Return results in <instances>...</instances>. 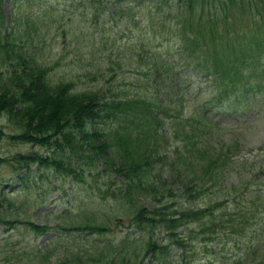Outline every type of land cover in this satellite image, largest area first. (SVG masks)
I'll use <instances>...</instances> for the list:
<instances>
[{"label":"trees","instance_id":"trees-1","mask_svg":"<svg viewBox=\"0 0 264 264\" xmlns=\"http://www.w3.org/2000/svg\"><path fill=\"white\" fill-rule=\"evenodd\" d=\"M2 1L0 115L13 126L11 139L47 147V155L17 152L0 162L20 170L46 165L79 180L80 170L97 176L90 183L97 202L88 196L77 210L54 213L55 225L30 219L20 220L22 225L37 233L53 230L55 239L69 236L61 264H111L121 249L130 257L118 264H172L174 249L186 253L196 244L212 248L211 256L224 264H264V237H245L246 213L238 220L226 217L227 203H242L252 216L264 213V189L253 194L252 173L235 168V152L247 147L244 138L226 139L217 126L219 112L236 114L264 101V0H97L110 17L133 22L139 16L133 12L143 7L152 32L118 43L126 23L112 38L101 28L83 52L85 32L64 20L67 8L45 1L34 13L22 3L9 31ZM95 7L92 18H99ZM73 48L79 65L96 55L100 65H81L74 75L55 71ZM122 57L144 75L135 87L124 79L114 83L105 71ZM187 70L205 84L194 98L185 89L193 76ZM257 148L264 181V141ZM118 218L128 226L115 244L106 235ZM226 226L234 234L226 248L237 251L222 258L216 253L223 249L227 237L220 230ZM36 254L52 256L46 247Z\"/></svg>","mask_w":264,"mask_h":264},{"label":"rangeland","instance_id":"rangeland-1","mask_svg":"<svg viewBox=\"0 0 264 264\" xmlns=\"http://www.w3.org/2000/svg\"><path fill=\"white\" fill-rule=\"evenodd\" d=\"M45 1L50 2L58 10L67 8L68 14L65 15L64 20L70 23L75 21L73 25L79 24L82 27L85 32V37L82 38L80 46L81 52L87 50L90 37L94 33H97V30H101V28L105 32V36L112 38L113 36H120L119 30L126 23L128 25L127 33L126 35L121 33L119 38L122 39H117L119 41L118 43H122L125 37L133 39L144 34L148 35L152 32L149 15L144 14L142 16L144 12L143 7H137L135 9L133 14L136 12L139 16L136 18V22H133L127 17H110V14L105 9V2L99 4L97 0H3L1 9L3 17L8 22L7 24H9V31L15 25V19L18 14L17 6L23 3V8L29 7L26 8L28 12L36 13L40 7L39 5H42ZM78 2H81V5H77L76 7ZM132 2L134 4L135 0H132ZM96 4L102 13L98 16L99 18H92ZM107 6L110 8L109 5ZM86 11L90 13L89 16L84 15ZM160 37L161 33L156 37L157 41L160 40ZM74 50L75 48H73V51L69 49V55L55 71L60 70L61 72H68V74L74 75L77 72H81L83 65H85L83 68L91 67L94 63L98 66L100 65L98 63L99 60H97L98 55L92 59L93 61L86 60L81 63L82 66L79 65V60H76L75 57L76 50ZM105 51L108 52L110 50L105 49ZM55 52V50H51L50 54H54ZM111 57L112 59L117 58L115 55ZM113 63L116 64L114 66L110 64L105 71L109 72V76H115L113 81L116 84L124 79V83L129 84L131 82L134 86L137 84L138 77L141 76L140 79L144 78V75L140 72L141 70L133 64L135 62L130 61L128 57H122L119 61ZM183 73L189 74L190 71L187 70ZM68 74L65 75L69 76ZM189 80L190 82L185 89L193 92L192 95L194 98L198 90L205 89V84H200V81H196L195 75L191 76ZM87 81L90 83L91 80L89 79ZM247 106V108L244 107L242 112H237L236 114L230 111L219 112L217 126L224 133L223 136L226 139L239 134L244 138L247 147L245 146L235 152L237 162L235 168L239 169V171L246 170V176H249V171L252 173V178L250 179L251 184H248V188L253 187L251 192L255 194V189H264V181L260 179L263 171L257 169V164H261L259 160L261 155H259V149L257 147L264 141V101L261 104L259 102L253 103L251 107L250 104H247ZM0 131L6 133V135L4 134L0 138V158H10L17 152L29 153L34 150L38 151L41 155H47V147L33 145L32 143L17 142L11 139L8 135L14 131L13 126L4 115H0ZM168 148H171V142H168ZM44 166L35 163L20 170L12 166V164L0 162V264H61V261L65 259L62 257H65V250L68 249L66 244H70L68 242L70 237L63 234L60 238L57 237L55 239L57 235L53 230L42 232V229V231L37 233L29 227L25 228L20 220L30 219L42 227L43 225H55L57 219L54 213H58L68 207L72 210H77V207L85 204V201H88L91 196L94 198L93 200L98 201L95 195L92 194L93 188L90 186V183L94 182L97 176L91 178V174L86 170L81 171L78 169V171L80 170L83 173L82 176L84 178L79 180V176L69 175L65 177L63 175L64 173L60 174V171H55L52 168H48V166ZM88 192L89 194L87 195ZM152 204V202H148L146 207L150 208ZM87 206L91 207V204L88 203ZM226 207L230 210V215L226 214V217L229 216L231 219L234 218V220H238L240 216L246 213V220L243 221L246 232L245 237L251 235L252 232H258L257 235L264 237V213L252 216L249 211H245L242 203H227ZM127 226V220L121 221L118 218L113 223L112 230L107 233L106 237L113 239V242L116 244L122 235L127 233ZM133 231L134 229H132ZM220 232L224 233L221 238H227L225 239L223 249L216 254L219 255L221 253L220 256L223 258L224 252L231 255L237 250L234 248H226L228 241L234 236L231 227L228 228L226 226ZM231 234H233L232 237H230ZM161 238L162 236H159L158 240ZM230 243L233 245L231 241ZM44 247L51 250L52 253V256L46 260L39 258L41 255L36 254L38 250ZM185 249L186 253H182L181 250L176 249L172 251V264H224L223 259L220 257L211 256L212 248L211 250L208 248V251L202 248L201 245L196 244L188 246ZM116 253L117 255L114 257L115 261L111 264H118L120 261L128 262L127 259L130 256L124 249L117 250ZM183 255L184 257H182ZM59 258H62L61 261ZM148 262L147 259L144 263ZM96 264H106V261L102 259L96 262Z\"/></svg>","mask_w":264,"mask_h":264}]
</instances>
